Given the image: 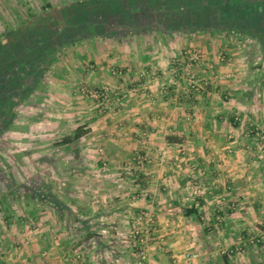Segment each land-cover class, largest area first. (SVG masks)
<instances>
[{"label":"crops","instance_id":"crops-1","mask_svg":"<svg viewBox=\"0 0 264 264\" xmlns=\"http://www.w3.org/2000/svg\"><path fill=\"white\" fill-rule=\"evenodd\" d=\"M227 1L231 10L244 5L264 10L263 0ZM143 39L167 43L163 37ZM106 40L96 39L95 46L102 43L103 49L83 68L61 67L59 56L51 75L36 79L46 76L48 101L72 111L53 119L41 115V123L60 125L65 119L86 126L82 156L74 159L84 164L80 176L63 184L66 211L43 207L48 201L33 194L7 189L0 196V264H139L131 245L142 212L155 216L145 264H264V144L250 129L264 127L262 101L240 98L245 87L232 86L223 87L225 99L210 93L193 99L186 84L191 69L179 65L186 53L137 50L131 48L133 40L121 37L105 58ZM89 42V37L82 41ZM110 65L127 68L125 76H113ZM209 83L210 91L221 90L214 80ZM79 85L110 88L114 112L104 114L106 100L77 96ZM7 109L5 128L16 118L14 105ZM59 133L64 138L72 132ZM145 154L151 159L127 174L125 166ZM27 204L34 208L27 210ZM252 237L258 240L246 243ZM244 243L247 250L235 254ZM218 248L228 249V255L216 259ZM188 254L199 258L187 261Z\"/></svg>","mask_w":264,"mask_h":264},{"label":"rangeland","instance_id":"rangeland-1","mask_svg":"<svg viewBox=\"0 0 264 264\" xmlns=\"http://www.w3.org/2000/svg\"><path fill=\"white\" fill-rule=\"evenodd\" d=\"M87 1L89 0H47V2L45 0H0V74L4 75V69L11 73L14 66L18 70L20 67L23 74L32 73L31 81L37 82V77L45 73L49 74L51 68L57 66H55L57 60L54 63L53 59H57L59 56L63 57L61 67L83 68L91 56L98 55V48L103 49L102 43L98 48L95 46L96 39L107 38L106 49L101 53V56L107 58L110 52L114 53L117 44L122 43V36L135 42L131 46L133 49L149 48L147 51L186 53L184 55L186 60H180L179 65L183 70L186 68L190 71L191 69V75L186 77V84L192 87L187 94H191L193 99L206 98L210 93L222 100L226 97L223 87L232 86L238 90L245 87L238 91L242 92L238 97L256 102L260 100L264 104V46L261 44V42L264 43L263 25L254 27L244 23L233 22L230 24L214 17L219 14L217 12L225 4L223 5L217 0H208L210 5L206 9L203 0H196V3H192V6L188 7L185 12L173 10L172 6L175 4L172 3L168 5L170 7L166 8L168 12L157 11L155 14L149 12L146 15L133 16L132 20H126L125 15L119 14L122 20L120 18L119 22H113L107 18V20L105 19L107 23H103H106L105 26L98 24L99 28H95L96 32L94 33L88 31L85 25L80 29L74 26L79 20L81 21L76 15L85 8ZM178 1L175 3H179ZM47 3H50L51 7L45 8ZM233 6L236 7V5ZM215 7H217L214 10L215 13L213 17H210L209 10ZM29 8H32L33 12L40 16L37 24L44 29L43 35L38 33L37 25L34 23L21 26L19 14L26 18ZM202 8L209 14L202 13ZM232 12H235L234 8ZM45 17L46 20H44ZM98 19L101 18H96V20ZM128 23L130 24L128 25ZM121 24L127 25V29L121 28ZM144 36L163 37L167 43L158 44L151 40L145 43ZM88 37L91 42L83 44V39ZM8 39H11V42L10 40L8 42ZM37 47L42 48L43 53L39 54L37 51V55H35L34 50H37L35 49ZM20 51L22 52L19 53ZM207 58L210 59L206 60ZM26 61L28 66L24 64ZM10 63L15 65L13 64L11 67ZM121 69L123 74L115 76L113 72L117 69L112 68L113 76L124 77L127 68L119 70ZM227 70L230 72L226 73ZM229 74L231 77H227ZM45 77L43 81L39 82L33 94L29 93L31 89L28 91L23 88V85L20 86L23 90L25 89V91L22 90V93L21 89L16 87L19 89L17 93H21L18 98L13 100L12 104L16 118L11 121L8 128L2 127L0 123V196L6 194L7 189L10 192H22L26 196H32V194L37 197L43 196L48 201L43 203V207L46 205L47 209L53 207V209L66 211L65 199L61 196L65 197L68 187L63 184H66L71 175H81L80 167L83 166L84 161L81 159L80 163H74V159L82 156V148L79 144L71 151H66L63 149L64 147L56 145L63 138L60 131L73 132L78 128V124L74 121L70 125L65 122V119H61L60 125L56 122L51 126L41 123V115L53 119L51 116L60 114V111L64 114L72 112H65L66 106L64 108L56 106L53 100L48 101L50 82ZM51 78L61 79L56 74H52ZM212 79L215 84L219 83L217 86L221 89L219 91L214 89L218 91L216 94H214V90L210 91L208 88L209 85H212L209 83L213 81ZM191 81H195V83ZM247 84L249 85L246 86ZM108 89V92L111 93L110 88ZM90 90L100 92L103 89L79 85L75 94L97 101L89 95ZM111 98L106 101L107 106L103 105L102 107L104 114L113 113L116 108L109 104L113 103ZM250 129L251 133L254 131L256 134L264 132V127L256 125H251ZM260 142L264 144V140ZM55 150L61 151L57 154L54 153ZM75 166L77 167L75 168ZM33 208V204L26 205L27 210ZM257 240V237H252L247 240L248 242L245 241L252 245ZM246 243L240 244L238 250L234 251L235 254L242 255L244 248H247ZM226 254L228 255L226 248H218L214 253L216 259H220Z\"/></svg>","mask_w":264,"mask_h":264},{"label":"trees","instance_id":"trees-1","mask_svg":"<svg viewBox=\"0 0 264 264\" xmlns=\"http://www.w3.org/2000/svg\"><path fill=\"white\" fill-rule=\"evenodd\" d=\"M45 1L47 2V0H45ZM177 1L178 0H89V1H87V3H86L87 5L85 6V8L81 9L79 11V13H77L76 16L78 17V19H81V21L79 20L78 23L74 24V26H77V27L79 26V29H80L81 27L83 28V26L85 25V28H87L88 31H92L95 33L96 32L95 28H99L98 24H102V26H105V24L107 23L106 22L107 18L108 19L110 18V20H112L113 22H119V19L121 18L120 15H122V16L125 15L126 20H128V19L132 20L133 16L138 17L139 15L141 16L142 14L146 15L149 12L151 14H153V13L155 14V13H157V11H167L168 12V10L166 8L170 7L168 5H170L172 3L175 4V6H172V7H174L173 10H175L176 12L177 11L185 12V11H187L188 7L192 6V3L193 4L196 3V0H181V1H178L179 3H175ZM219 1L221 4H223V5L225 4V6L230 4L227 0H219ZM239 1H242V0H239ZM202 2H204V6L206 9L209 8L210 1L203 0ZM176 4H178V7H176ZM46 7L47 8L51 7V4L47 3L45 8ZM76 11H77V9H76ZM27 12H28V14H27L26 18H23L22 14L21 15L19 14V17H21V20H20L21 26H27L29 23H34L37 25V29L39 31L38 33L39 34L41 33V35H43L45 33L44 29L42 28L41 25L37 24L39 22L38 19L40 16H38V14L34 13L32 8H29ZM74 12H75V10H74ZM206 12H207V14H209L207 10L202 8V13H206ZM81 13H83V14H81ZM115 13H117V14H115ZM98 17L101 19L96 20V18H98ZM149 17H151V16H149ZM44 20H46V17L44 18ZM121 20H122V18H121ZM112 21H110V22H112ZM104 22H106V23L103 24ZM91 23H93V24H91ZM82 24H83V26H82ZM129 24L130 23H128V25ZM102 26L100 25V27H102ZM120 26L123 29H127V25L124 26V24L123 25L121 24ZM144 27H142V28H144ZM130 31H131V29H130ZM9 40L11 42V39H8V42H9ZM261 44L264 46V43L261 42ZM35 49H38V47ZM29 50H32V49H29ZM40 50H42V48ZM40 50L38 51L39 54H41V52H42ZM21 52L22 51H20L19 53H21ZM27 53H25V54H27ZM51 59H53V57H51ZM53 60H54V62H56L57 59L54 58ZM24 64H27V61ZM27 66H28V64H27ZM11 67H12V65H11ZM19 69H20V67H19ZM11 71H14V70L12 69ZM16 72L18 73V75L20 74L23 77V79H24L25 74L28 76V74L30 73V72H27V73L23 74L22 71H19L17 69V67H16ZM24 81H25V79H24ZM38 84H39V82H32L31 80H28V81H25L23 86H25V88L28 89V91H29V89H31L29 91V93L33 94L36 87L38 86ZM29 86H32V87L30 88ZM88 133L89 132L86 129V126H81L77 129H75L71 133V135L64 137L60 142L56 143V145L60 146V147L78 145L81 143L82 139ZM230 254L232 255V253H230ZM226 256H227V254H226Z\"/></svg>","mask_w":264,"mask_h":264},{"label":"flooded vegetation","instance_id":"flooded-vegetation-1","mask_svg":"<svg viewBox=\"0 0 264 264\" xmlns=\"http://www.w3.org/2000/svg\"><path fill=\"white\" fill-rule=\"evenodd\" d=\"M248 5V3H247ZM258 7V6H257ZM257 7H253L251 10H249L248 6L244 5L241 7H238V10H235V12L233 13L230 7H221V10L217 13H219L218 15H214L215 13V8L210 9L209 11V16L210 17H214L217 19H222V21H227L228 23L232 24L233 22H236V24H247V25H251V26H260L262 27V25L264 26V10H258ZM249 12H251V16H249ZM208 17V16H207ZM206 17V18H207ZM93 24V23H91ZM110 25V24H109ZM83 26V24H82ZM77 27V26H76ZM109 27V26H107ZM79 28V26H78ZM262 29H264L262 27ZM40 50V47L35 50V54L37 55V51ZM41 51V50H40ZM11 64V63H10ZM14 64V63H13ZM11 64V65H13ZM16 68L15 66L12 68L14 71L9 73L7 69H4L3 73L4 75H1L0 78V123L2 124V119L3 117H9L10 113L9 111L6 112L8 109V106L12 105L13 100H15L16 98H18L19 95H21V93H17V90L21 89L20 86L22 87V85L25 83L23 77L15 71ZM19 71H21V69H19ZM1 72V71H0ZM22 82V84H21ZM16 87H18L16 89ZM14 88V89H13ZM22 90V89H21ZM23 92V91H21ZM7 105V107L5 108V106ZM13 107V106H12ZM6 112V113H5ZM4 118V120H5Z\"/></svg>","mask_w":264,"mask_h":264},{"label":"built area","instance_id":"built-area-1","mask_svg":"<svg viewBox=\"0 0 264 264\" xmlns=\"http://www.w3.org/2000/svg\"><path fill=\"white\" fill-rule=\"evenodd\" d=\"M113 74L115 76H121L123 74L122 70L114 71ZM192 83H195V81H191ZM108 88H103V90L94 92L93 90L89 91V95L91 97L95 98L99 103L103 100H108L112 96V93L108 92ZM112 99V98H111ZM102 106V105H101ZM257 136L261 140H264V132L257 133ZM166 154H163L161 156V159L164 161ZM151 159L150 154H145L143 156H140L137 158V160L133 161V163H130L125 166V172L127 174H133L136 171L137 166L141 167L143 166L148 160ZM200 191H196V194L199 195ZM155 224V216L151 212H142V214L138 217L135 225L133 226V232L132 236L134 239L133 244L131 245L132 249L137 253L139 257V264H145V262L148 259L147 254V244L149 241V238L151 236L152 229ZM243 250V248H241ZM199 256L197 254H188L186 256L187 261H193L197 260Z\"/></svg>","mask_w":264,"mask_h":264}]
</instances>
